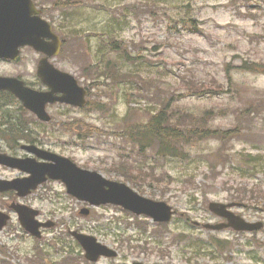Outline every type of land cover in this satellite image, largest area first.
<instances>
[{"label":"rangeland","instance_id":"obj_1","mask_svg":"<svg viewBox=\"0 0 264 264\" xmlns=\"http://www.w3.org/2000/svg\"><path fill=\"white\" fill-rule=\"evenodd\" d=\"M54 1L63 9H52ZM263 1L35 0L43 17L71 41L56 65L89 86V98L98 106L51 108L52 122L77 119L83 129L50 123L43 145L167 202L176 214L165 228L114 205L77 218L79 204L59 183L48 182L29 199L55 227L35 239L13 216L0 232V258L12 264H57L68 255L66 248L75 263L85 264L67 233L77 229L117 251V257L98 264H264V226L254 233L211 232L192 222H213L208 202L232 201L241 189L250 200L239 201L244 207L235 212L264 223V71L254 70L256 64L264 66ZM109 35L134 59L126 60L119 50L108 52ZM163 104L176 119L185 117L182 122L203 117L208 128L237 131L220 141H190L180 157L158 154L154 145L141 148L121 135L126 125L146 123ZM12 176L0 169V178ZM59 205L68 206L72 217L58 211Z\"/></svg>","mask_w":264,"mask_h":264},{"label":"water","instance_id":"obj_2","mask_svg":"<svg viewBox=\"0 0 264 264\" xmlns=\"http://www.w3.org/2000/svg\"><path fill=\"white\" fill-rule=\"evenodd\" d=\"M37 11L31 6L29 0H0V52L5 51L9 47H16L18 44H31L37 48H41V44L38 42L37 35H31L32 31H35L39 26L49 27L41 21L38 17H32ZM56 40V38H55ZM56 51L50 52V54L57 53ZM59 86L57 89L71 94L70 90V77L64 73H54ZM73 90V88H72ZM75 90V88H74ZM73 90V91H74ZM65 167H68L65 168ZM47 173L53 178L62 179L68 188V191L80 199H85L91 203L112 202L121 204L124 208L133 211L136 214H146L153 218L154 221H167L171 217V208L162 201H153L147 197L140 196L134 190L126 186L124 183L110 182L102 178L95 172L83 171L74 167L67 159H63V170L61 166L52 165L45 169H37L33 172V176L27 181L20 184V189H26L31 184L29 181L42 180V175ZM17 181H12L11 184ZM105 186L107 188H105ZM35 185L33 186V188ZM3 189V188H1ZM27 190H23L20 193L25 194ZM210 209L216 214L227 217L228 224L226 225H206V227L218 229L223 226H232L235 229H253L258 228L260 225L250 224L243 221L240 217L235 216L231 212L226 210V206L220 203H211ZM36 213V212H34ZM31 218L25 216L21 222L23 225H29ZM37 225L33 226V230H36ZM32 230V231H33ZM34 230V231H35ZM81 244L87 249V256L90 248H96L99 244H94L92 238L76 234ZM100 248V247H99ZM99 252V251H98ZM138 264V263H135Z\"/></svg>","mask_w":264,"mask_h":264},{"label":"flooded vegetation","instance_id":"obj_3","mask_svg":"<svg viewBox=\"0 0 264 264\" xmlns=\"http://www.w3.org/2000/svg\"><path fill=\"white\" fill-rule=\"evenodd\" d=\"M41 57L42 55L35 53L31 48L23 47L16 60L0 58V77L16 78L23 81L24 84L30 88L39 91L44 90L45 87L42 86L37 79H34V67L36 69L37 63ZM21 108L22 105L18 99L8 91L0 90V152L23 158L26 157L28 153L21 147L20 143H30L29 140L31 138L25 141L23 139L17 140L16 138L10 140L12 136L4 134L7 133L9 129L7 116H11V112ZM1 110H3V113ZM79 250L81 249L79 248Z\"/></svg>","mask_w":264,"mask_h":264},{"label":"trees","instance_id":"obj_4","mask_svg":"<svg viewBox=\"0 0 264 264\" xmlns=\"http://www.w3.org/2000/svg\"><path fill=\"white\" fill-rule=\"evenodd\" d=\"M166 105L161 110L153 114L148 122L143 125L130 126L129 134L139 138H145L144 142L151 146L149 141L155 142L161 153H168L173 156H183V146L193 137L197 138H227L231 135L229 132H219L205 130L194 124L184 125L178 120H174L168 112L165 111ZM179 157V156H178Z\"/></svg>","mask_w":264,"mask_h":264}]
</instances>
